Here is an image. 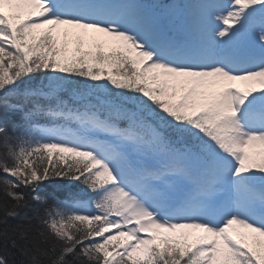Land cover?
Returning <instances> with one entry per match:
<instances>
[{"label": "snow or ice", "instance_id": "snow-or-ice-1", "mask_svg": "<svg viewBox=\"0 0 264 264\" xmlns=\"http://www.w3.org/2000/svg\"><path fill=\"white\" fill-rule=\"evenodd\" d=\"M0 264H264V0H0Z\"/></svg>", "mask_w": 264, "mask_h": 264}, {"label": "trees", "instance_id": "trees-1", "mask_svg": "<svg viewBox=\"0 0 264 264\" xmlns=\"http://www.w3.org/2000/svg\"><path fill=\"white\" fill-rule=\"evenodd\" d=\"M19 119V117H17ZM79 191L77 185L63 179H55L48 182H45L43 186V190L41 195H49L55 194L56 197L62 199L61 197L66 198L70 193H75ZM32 207H36L35 204ZM24 213H21V217H23ZM13 223H18L19 221H12Z\"/></svg>", "mask_w": 264, "mask_h": 264}, {"label": "rangeland", "instance_id": "rangeland-1", "mask_svg": "<svg viewBox=\"0 0 264 264\" xmlns=\"http://www.w3.org/2000/svg\"><path fill=\"white\" fill-rule=\"evenodd\" d=\"M241 86H244V85H241ZM256 86L259 87V85H256ZM250 151H253V152H257L258 153L260 151V147L257 145L255 147L251 148ZM233 227L236 228V226H233ZM184 231H187V230H184ZM238 231H242V230H239L238 229Z\"/></svg>", "mask_w": 264, "mask_h": 264}]
</instances>
